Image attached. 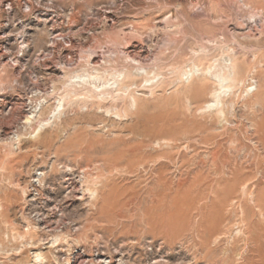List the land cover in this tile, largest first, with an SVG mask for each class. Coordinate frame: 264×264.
<instances>
[{
    "label": "rangeland",
    "instance_id": "obj_1",
    "mask_svg": "<svg viewBox=\"0 0 264 264\" xmlns=\"http://www.w3.org/2000/svg\"><path fill=\"white\" fill-rule=\"evenodd\" d=\"M15 1L28 9L0 11L16 38L5 53L19 56L0 64V264H70L75 251L264 264V0ZM56 33L75 45L68 72ZM216 75L229 77L222 104L207 108ZM51 218L55 232L41 225Z\"/></svg>",
    "mask_w": 264,
    "mask_h": 264
},
{
    "label": "bare ground",
    "instance_id": "obj_2",
    "mask_svg": "<svg viewBox=\"0 0 264 264\" xmlns=\"http://www.w3.org/2000/svg\"><path fill=\"white\" fill-rule=\"evenodd\" d=\"M28 2V1H27ZM20 3H21V1H20ZM20 3H16V1L15 0H2L1 1V3H0V11H2V12H4V14L7 12L6 11V9L5 8H9V9H13V7H19V11H20V9H24V10H26V9H28L27 8V6H22ZM24 5V4H23ZM28 7L31 9L32 7L30 6V5H28ZM33 11V10H32ZM35 11H36V9H35ZM38 11V10H37ZM25 12V11H24ZM41 12V11H40ZM26 13H28V14H30V12H26ZM25 14V13H24ZM28 14H26L25 16H24V19H23V27H21L24 31H23V33H22V35H21V40H23L22 42H21V44H19V45H21L22 47H25V46H27V48H30V46L28 45L29 44V42H28V32L26 31V30H28V29H26V28H29V27H31V16L30 15H28ZM42 14V13H41ZM40 14V15H41ZM70 14V13H69ZM113 14V13H112ZM22 15V14H21ZM33 15V14H32ZM34 15H36V14H34ZM55 15V14H54ZM8 16V15H7ZM6 16V17H7ZM9 17V16H8ZM44 17V16H43ZM51 18V17H50ZM34 19V18H33ZM36 19L39 21V22H41V19H40V16H36ZM73 19V18H72ZM20 21V20H19ZM22 21V20H21ZM164 21V20H163ZM9 23V22H8ZM63 23V22H62ZM71 26V25H70ZM60 27V26H59ZM52 28V27H51ZM50 28V29H51ZM0 29H3L2 31H0V64L1 65H10V64H8V63H14V64H18L19 63V59H18V57H16L15 59H12L11 61L9 60V58L7 57V55H6V53H5V51H6V44L8 43V39H12V38H15L14 36H10L9 34H7L6 36H4L5 35V32H6V30L8 29V26L6 25V24H2L1 25V28ZM139 29V28H138ZM19 30V29H18ZM89 33V32H88ZM57 34V33H56ZM130 34V33H129ZM134 36V35H133ZM123 38V37H122ZM137 38V37H136ZM16 39V38H15ZM59 39H62V40H59ZM20 40V39H19ZM52 40V39H51ZM132 40V39H131ZM148 40V39H147ZM60 41H62V42H60ZM143 41V40H142ZM33 42V41H32ZM148 42V41H147ZM139 44V43H138ZM66 45V46H65ZM67 45H68V47H67ZM140 45V44H139ZM148 45V44H147ZM137 46V45H136ZM135 45L134 46H131L130 45V48L127 50V55H128V58H129V61L131 60L132 62H134V63H136V64H138L139 65V67L140 68H138L137 69V72H141V71H146V73H147V70L144 68V67H142L141 65V62H140V60H141V57H142V55L139 53V51H138V48L136 47ZM16 47V46H15ZM52 47V51H55L57 48H59V47H62V49H63V54H62V57H61V59H62V61H63V63H62V69L63 70H65V71H67L68 69H69V67L71 66V64L74 62V60H75V56H76V51L74 52V48H75V45H74V43L72 42V40H70V39H66V38H64L62 35H61V33L59 34H57V35H55V37H54V39H53V45L51 46ZM148 47V46H147ZM20 48V47H19ZM76 48H77V46H76ZM126 48V47H125ZM141 48V47H140ZM11 50V49H10ZM28 50V49H27ZM27 50H23V51H21V50H19V52L18 53H23V57L24 56H26L27 54ZM140 50V49H139ZM80 51V50H79ZM83 51V50H82ZM80 53V52H79ZM54 54H55V52H54ZM19 55V54H18ZM80 55V54H79ZM22 57V58H23ZM55 57H56V55H55ZM91 57V56H90ZM58 58V57H57ZM39 59H41V57L39 58ZM43 60V59H42ZM84 60H86V59H84ZM90 60V62H89V65L90 66H92L93 68L94 67H96L97 68V66H99L98 64H99V59H98V57L95 55H93V57L92 58H90L89 59ZM128 60V59H127ZM39 61V60H38ZM41 61V60H40ZM76 61V60H75ZM49 62H52V61H49ZM48 60H43V66H45V68L47 67V66H50V65H48ZM60 62V61H59ZM81 62V61H80ZM85 63V62H84ZM57 64V63H56ZM105 64H106V62H105ZM73 65V64H72ZM88 64H87V66H89ZM36 66V65H35ZM14 67H16V66H14ZM74 67V66H73ZM91 67V68H92ZM100 67V66H99ZM9 68V67H8ZM95 68V69H96ZM49 69V68H48ZM131 69V68H130ZM74 70V69H73ZM72 70V71H73ZM136 70V69H135ZM184 70V69H183ZM18 72V71H17ZM68 72V71H67ZM93 72V71H92ZM104 72V71H103ZM134 72V71H133ZM183 72V71H182ZM74 73V72H73ZM197 73H201V70L200 69H198V68H193L192 70H191V72H190V75H191V77H193L194 75H197ZM87 74V73H86ZM106 74V73H105ZM134 74H136V73H134ZM138 74H141V73H138ZM148 74V73H147ZM153 74V73H152ZM183 74V73H182ZM82 75V74H81ZM145 75V74H144ZM94 76H95V74H94ZM102 76V75H101ZM82 77H85V76H74L73 77V79H72V81L74 80V79H77V78H79V79H81ZM98 77V76H97ZM184 77V76H183ZM86 78V77H85ZM151 78V77H150ZM215 78H217L218 79V85H219V87H220V89H219V91H216L214 94H213V101H212V103H210V104H208L206 107L207 108H214V107H219L221 104H222V102H221V91L223 90V84L228 80V78L229 77H221V76H218V75H216L215 76ZM14 79V78H13ZM43 79V78H42ZM89 79V78H88ZM92 79V78H91ZM98 78H94V80H97ZM156 79V78H155ZM83 80V79H82ZM93 80V82H95ZM99 80V79H98ZM88 81H91V80H88ZM84 82V81H83ZM85 82H87V81H85ZM93 82H90V84L88 85V84H85L84 86H86V87H91L92 89H93V87L95 88H97V89H99L100 87H98L97 86V84L96 83H93ZM101 82V81H100ZM108 83V82H107ZM34 87H37L38 88V84H34L33 85ZM131 86V85H130ZM41 88V87H40ZM45 88V87H44ZM79 89V88H78ZM77 91V90H76ZM118 91H119V89H118ZM101 92V91H100ZM51 93V92H50ZM2 94V93H1ZM47 96V95H46ZM100 98V97H99ZM90 99V98H89ZM33 101V100H32ZM42 101V100H41ZM94 104V103H93ZM12 106H13V112H15V111H17V110H21L22 109V107H23V103H22V100L20 99V98H13V100H12ZM30 111H32V110H30ZM56 111V109L54 110V112H52L51 113V115L53 114V113H56L55 112ZM81 111V110H80ZM17 113V112H16ZM26 113V112H25ZM50 115V116H51ZM57 119V118H56ZM104 122V121H103ZM25 123L26 124H32L33 123V118H32V116H26V118H25ZM55 122H52L51 123V120L49 119V120H45V121H42V122H39V125L37 126V128H36V130H35V132H34V135L33 136H35L34 138H37V137H39L41 134H42V132H43V130L48 126V125H53ZM22 135V134H21ZM19 136V135H18ZM55 138V137H54ZM19 142H20V138H19ZM45 143V142H44ZM32 146V145H31ZM61 148V147H60ZM54 152V151H53ZM11 157V156H10ZM56 158V157H55ZM100 166V165H99ZM65 167V166H64ZM79 167V166H78ZM58 168V167H57ZM82 168V167H81ZM69 169V168H68ZM70 170V169H69ZM83 170V169H82ZM35 171V170H34ZM39 171V170H38ZM72 171V170H71ZM94 171V170H93ZM17 172V171H16ZM20 173V172H19ZM64 173V172H63ZM95 173V172H94ZM43 174V173H42ZM41 174V175H42ZM32 175V174H31ZM40 175V176H41ZM87 175V174H86ZM75 177V176H74ZM44 178V177H43ZM38 181H36V183H37ZM41 185L43 184V183H45V178L44 179H42V181H40L39 182ZM6 184V183H5ZM17 185V184H16ZM41 187V186H40ZM71 187H73V186H71ZM46 189V188H45ZM71 190L73 189V188H70ZM80 189V188H79ZM240 189V188H239ZM36 192V191H35ZM38 192V191H37ZM39 194V193H38ZM71 195V194H70ZM87 195V194H86ZM88 197V196H87ZM253 200V199H252ZM66 202V201H65ZM1 204V203H0ZM253 206V205H252ZM7 208V207H6ZM230 208V207H229ZM59 209V208H58ZM62 209V208H61ZM116 209V208H115ZM57 210V209H56ZM12 211V210H11ZM62 211V210H61ZM259 212V211H258ZM106 213V212H105ZM54 214V213H53ZM54 216V215H53ZM56 216V215H55ZM55 218V217H54ZM54 218H51L50 220H44L43 219V221H41V225L43 226V227H45L44 229H46L47 231H49V232H55V231H57L56 229H57V224H55L54 223ZM112 218V217H111ZM113 219V218H112ZM69 224V223H68ZM67 227V226H66ZM59 228V227H58ZM82 228V227H81ZM74 229V228H73ZM23 231V230H22ZM68 231V230H67ZM46 232V231H45ZM57 233V232H56ZM48 234V233H47ZM51 234V233H50ZM53 234H51V236H52ZM261 235V234H260ZM47 236V235H46ZM51 236H49V237H51ZM77 236V235H76ZM80 236V235H79ZM65 237V236H64ZM19 238V237H18ZM48 238V237H47ZM52 238V237H51ZM69 238V237H68ZM263 238V237H262ZM70 239V238H69ZM27 240H28V238H27ZM45 240V239H44ZM48 241V240H47ZM99 246V245H98ZM100 247V246H99ZM88 248V247H87ZM86 248V249H87ZM102 250V249H101ZM98 251V250H97ZM103 251V250H102ZM115 252V251H114ZM97 253V252H96ZM104 255V254H103ZM113 256V255H112ZM38 257H41V256H38ZM55 257V256H54ZM109 257V256H108ZM104 258H103V256H101V255H98V256H96V257H91V256H89V255H87L86 254V252H84V251H82V252H80V251H75L74 252V254L72 255V257H71V259H70V261H69V263L70 264H106V261H104L103 260ZM105 259L107 260V258L105 257ZM54 261V260H53ZM68 261V260H67ZM108 264H112V261H111V258L109 259L108 258ZM114 261V260H113ZM160 264V263H159Z\"/></svg>",
    "mask_w": 264,
    "mask_h": 264
}]
</instances>
